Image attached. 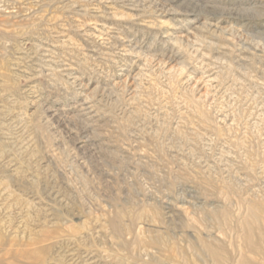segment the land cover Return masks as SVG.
Here are the masks:
<instances>
[{
  "label": "rangeland",
  "instance_id": "1",
  "mask_svg": "<svg viewBox=\"0 0 264 264\" xmlns=\"http://www.w3.org/2000/svg\"><path fill=\"white\" fill-rule=\"evenodd\" d=\"M0 264H264V0H0Z\"/></svg>",
  "mask_w": 264,
  "mask_h": 264
}]
</instances>
